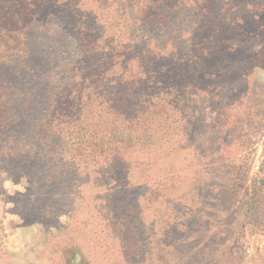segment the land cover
Returning <instances> with one entry per match:
<instances>
[{"label": "rangeland", "instance_id": "374dc122", "mask_svg": "<svg viewBox=\"0 0 264 264\" xmlns=\"http://www.w3.org/2000/svg\"><path fill=\"white\" fill-rule=\"evenodd\" d=\"M181 1L151 30L189 50L149 64L181 85L186 127L129 163L42 147L44 94L0 65V264H264V6L247 8L264 0Z\"/></svg>", "mask_w": 264, "mask_h": 264}, {"label": "trees", "instance_id": "16d2710c", "mask_svg": "<svg viewBox=\"0 0 264 264\" xmlns=\"http://www.w3.org/2000/svg\"><path fill=\"white\" fill-rule=\"evenodd\" d=\"M183 2L0 0V65H7V83L13 74L23 81V95L44 94L45 102L38 106L48 112L31 126L43 135L42 147L51 148L54 136L69 137L72 143L61 149L64 159L99 153V165L107 170L129 163L128 155L139 147L158 146L176 129L181 136L186 123L180 115L192 107L179 98L181 85H165L149 60L189 50L173 43L183 31L171 30L166 38L170 45L160 46L151 30L164 27L163 13L180 10ZM200 6L196 16L201 19L205 8ZM249 6L258 11L264 5L248 1ZM176 32L177 37L172 35ZM134 39L143 44L141 51L135 52ZM150 77L154 81L146 84ZM151 90L154 95L147 100Z\"/></svg>", "mask_w": 264, "mask_h": 264}]
</instances>
